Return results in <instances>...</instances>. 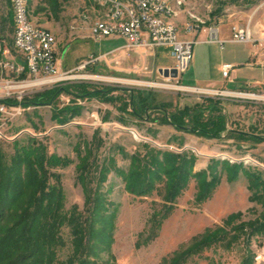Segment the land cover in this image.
<instances>
[{
	"label": "rangeland",
	"instance_id": "374dc122",
	"mask_svg": "<svg viewBox=\"0 0 264 264\" xmlns=\"http://www.w3.org/2000/svg\"><path fill=\"white\" fill-rule=\"evenodd\" d=\"M166 1L175 12L172 19L178 24L180 36L183 38L191 37L183 30L185 22L196 20L203 21L206 26L219 25L225 29L233 25H249L254 36L264 37V0ZM100 2L101 0H29V20L56 35L57 55L62 69L74 67L83 60L87 61L82 63H86L82 68L61 70L69 72L70 77L48 86H23L25 83L16 80L10 82L15 79V75L0 70V99L15 98L21 101L23 98H32L38 93L63 86L69 91L60 93L51 104L29 107L21 105L23 111L16 117L0 115V197L5 198L8 192L14 190L17 186L15 177H22L24 180L29 177L24 163L17 168L12 166V157L18 142L24 143L29 136H35L48 154L72 160L65 167H46L51 173L60 176L66 213L75 208L83 214L86 213L84 190L78 178L77 165L80 160L77 147L81 146V150L86 151L92 143L99 144V150L95 151L97 166L106 158L115 157L118 168L127 170L130 161L123 157L118 147L133 154L142 150V143H149L162 150L193 153L196 156L194 171L207 168L212 158H218L231 163L243 162L246 167L264 172V142L255 144L225 137L204 138L178 131L170 123H160L159 120L163 117L161 111L150 110L147 119H136L130 114V105L125 111L122 110V103H129V92L126 89L153 91L156 103L173 104L169 112L174 111L177 105L202 102L203 97H222L223 111L233 123L231 127L249 130L251 126H257L260 132H264V97L230 93L243 91L263 95L264 88H228L224 85L217 90L203 87L207 91L199 92L180 87L183 84L203 85L190 78L205 68L200 55L195 59L198 47L211 43L195 44L192 59L194 63L178 79L164 77L157 66V62L172 60L169 46L158 48L157 62L153 59L155 53L141 49L134 51L117 48L102 53L123 42L109 38L101 41L93 39L91 26L106 18L105 7ZM12 14L11 1L0 0V38L3 47L21 59V55L13 47ZM246 46L250 44L232 42L226 44L224 53L235 52ZM103 54L106 56L101 57ZM130 55L132 60L128 59ZM92 56L98 60L89 62ZM240 69L245 76H255L256 79L264 81V69L258 73L253 72V75L246 66ZM88 75H98L104 79H91L86 77ZM78 85L87 86L88 90H107L111 87L116 90L109 94L110 98L82 97L79 96ZM65 107H79L80 113L69 122L59 124L53 115L55 111ZM181 140L183 146L179 147ZM98 171L93 168V188L98 186L106 199L109 210L105 212V217L109 219L96 223V229L103 230L105 238L111 241L109 248L105 247L106 243L93 244L89 258L99 264H162L164 259L191 245L208 229L225 226V220L232 213L240 212V222H248L258 219L263 212L261 204L250 200L248 180L242 174L237 180L229 181L226 172H219L217 186L201 201L197 199V179L191 177L180 194L170 201L166 199V185L163 182H158L149 194L137 195L126 189L123 178L114 170L98 184ZM48 177H51L50 174ZM29 189L33 190L32 187ZM26 202L25 195L20 200L22 204L12 208L0 224V264H4L9 258H5V252L1 253L2 239H6L11 233V228L18 231L23 226L24 220L19 212ZM107 220L110 225H106ZM18 223L21 225L17 227ZM25 229L21 231L24 233ZM59 230L64 245L57 247L56 259L62 263L71 257L73 245L70 228L64 226ZM226 230L230 234L225 240L215 242L200 254L193 255L187 264H246L249 261V264H264V233L254 235L249 241L246 235L238 236L232 241L234 232L230 228Z\"/></svg>",
	"mask_w": 264,
	"mask_h": 264
},
{
	"label": "trees",
	"instance_id": "16d2710c",
	"mask_svg": "<svg viewBox=\"0 0 264 264\" xmlns=\"http://www.w3.org/2000/svg\"><path fill=\"white\" fill-rule=\"evenodd\" d=\"M86 87L84 85L77 86L79 96H108L107 98H110L109 94L116 90L113 87L107 90H88ZM126 90L129 92V103L123 102L122 110L125 111L130 105V114L136 119H147L150 110H158L163 112V117L159 120L160 123H170L178 131L209 139L225 137L255 144L264 142V132H260L257 126H251L249 130L230 126L233 123L223 111L224 100L222 97H203L202 102L177 105L174 107V111L169 112L173 104L156 103L153 91L149 89ZM63 91L69 92L67 87L63 86L38 93L32 98H23L21 101L15 98L0 99V101L10 105L20 104L24 107L47 105L53 103ZM79 113V107H65L55 111L53 118L59 124H65ZM17 145L12 157V166L17 168L24 163L27 166L26 172L29 177H26L25 180L22 177H15L14 182L17 186L13 191L8 192L5 198L4 196L0 197L2 199H0V224L12 208L22 204L20 200L26 195L27 202L19 212L21 219L24 220L21 229L23 231L25 226L26 229L23 233L21 229L15 231L14 228H11L9 230L11 233L6 236V239H2L1 253L5 252L6 259L9 257L4 264H99L90 260L89 255L96 242L106 243V248L110 246L111 241L108 240L109 238H105L104 231L96 229V223L102 222L103 219H109V217H105V212H108L109 208L106 199L99 191L100 188L98 186L93 188V168L99 170L96 176L98 184H101L114 170L123 178L126 189L137 195H147L158 182H163L166 185V199L170 201L180 194L191 177L197 179V199L200 201L208 197L217 186L219 172H226L229 181L237 180L241 174L247 178L248 188L251 191L250 200L263 207L260 217L254 221L240 222L242 214L240 212L232 213L225 220V226L208 229L191 245L164 259L162 264H187L193 255L200 254L215 242L225 240L230 234L226 228H230L234 232L232 239L230 238L232 241L241 235L249 237V241L254 235L264 233V172L257 168L246 167L243 162L231 163L229 160L212 158L207 168L194 171L196 156L193 153L162 150L149 143H142V150L133 154L118 147L123 157L130 161L128 169L124 170L118 168L115 157H108L97 166L95 151L99 150V144L92 143L86 148V151H82L79 146L77 153L80 162L77 165V170L79 181L84 190L86 213L83 214L77 208L66 213L63 207L64 199L60 176L51 173L46 167H65L71 164L72 160L61 158L56 154H48L47 149L35 136H29L24 143L18 142ZM182 146L181 140L179 147ZM49 174L51 177H48ZM30 187L33 190L29 189ZM105 223L110 225L109 220ZM64 226H68L71 230L73 253L67 261L59 263L56 259V251L58 246L64 245V241L59 236V229ZM27 234H29L28 238ZM249 263L250 261L246 262V264Z\"/></svg>",
	"mask_w": 264,
	"mask_h": 264
},
{
	"label": "built area",
	"instance_id": "2783aa9c",
	"mask_svg": "<svg viewBox=\"0 0 264 264\" xmlns=\"http://www.w3.org/2000/svg\"><path fill=\"white\" fill-rule=\"evenodd\" d=\"M10 1L13 12V47L21 55V59L4 48L0 38V70L15 75V79L10 82L33 83V86H48L61 82L69 76V72L60 70L56 35L45 27L29 24L27 13L22 10V1L25 0ZM100 3L105 7V11H108V19L102 23H93L91 26L93 39L101 41L108 37H121L125 40V49L134 51L141 49L152 53H155L157 47L169 46L178 71L177 78L168 77L169 79H178L189 69L195 44L207 42L223 45L225 42L220 39L219 25L206 26L201 20L185 22L183 30L191 37H181L176 22L164 23V19H156V11H165L166 16H174L172 6L166 0H101ZM201 34H204L205 38H200ZM226 41L250 44L264 49V37L254 36L249 25H233L231 36ZM104 56L106 54L101 57ZM94 60L98 59L92 56L89 62ZM234 70L235 66L232 64L223 65V77L230 82L233 81ZM19 78L22 80H17ZM39 81L43 83L36 84ZM180 87L187 89L191 86L183 84ZM230 93L264 97V94L256 95L243 91ZM0 109L1 116L9 118L16 117L23 111L20 104L10 105L1 101Z\"/></svg>",
	"mask_w": 264,
	"mask_h": 264
},
{
	"label": "crops",
	"instance_id": "0c3cea01",
	"mask_svg": "<svg viewBox=\"0 0 264 264\" xmlns=\"http://www.w3.org/2000/svg\"><path fill=\"white\" fill-rule=\"evenodd\" d=\"M104 18H105V15H104ZM230 36H231V27L225 29L223 26H220V39L225 40L223 45L219 43H211L201 48L198 47L197 53H195V59H197L198 55H200L201 61H203V66L205 68L204 70L199 71L198 74L192 75L190 79L192 81L203 83V85L202 84L201 85L184 84V85L191 86V87L196 86L198 88L210 87L216 90L221 89L224 85H227L228 88H250V87H253L255 89L264 88V81L256 79L255 76L247 77L245 76V73H242L240 69V67L246 66L250 69V71L252 72V75H253V72L258 73L259 70H263L264 69V49L250 45V46L244 47L241 50L237 49L235 50V52H228L225 54L224 51H225L226 44L232 43L230 41H226L227 39L230 38ZM199 37L205 38V35L201 34ZM108 38L110 40L121 41L123 43L108 50L107 52H102V53H108L117 48L121 50L122 49L125 50L124 48L125 40L124 39H122L121 37H108ZM200 43L203 44L207 42H200ZM200 43H197V44H200ZM233 43H236V42H233ZM160 47H166V46H160ZM160 47H157V49L155 50V56L153 59H155L156 62L158 61V48ZM193 50H195V45L193 47ZM128 59L132 60L133 57L130 55ZM86 61L87 60H83V61H80L74 67L62 69L61 60L59 58V67H60V70L71 71V70H74L80 67L82 63ZM175 64L176 62L173 57L171 61H165L164 63L157 62V66L159 67V69L165 68V67H175ZM226 64H232L235 66V70L234 72H232V76L234 78H233V81L231 82L228 81L226 78H224L222 75V67L223 65H226Z\"/></svg>",
	"mask_w": 264,
	"mask_h": 264
},
{
	"label": "bare ground",
	"instance_id": "6f19581e",
	"mask_svg": "<svg viewBox=\"0 0 264 264\" xmlns=\"http://www.w3.org/2000/svg\"><path fill=\"white\" fill-rule=\"evenodd\" d=\"M28 2H29V0H25V1H22V10H24V11H26V13H27V18H28V8H27V6H28ZM174 10L172 9V15H174ZM105 16H106V18L104 19V20H101V21H97V22H95V23H102V22H105V20H107L108 19V11H106L105 12ZM172 17L173 16H166V12L165 11H156V19H164V23H174V21H173V19H172ZM29 24L30 25H34L30 20H29ZM51 33V32H50ZM70 76H68V77H65V78H69ZM86 77H89V78H91V79H99V78H103L104 79V77H100V76H98V75H88V76H86ZM43 83V81H39V82H37L36 84H42ZM33 83H25V85H23V86H30V85H32ZM183 88V87H182ZM186 89V88H185ZM187 89H189V90H194V91H207V89H204V88H198V87H188ZM0 115H1V109H0Z\"/></svg>",
	"mask_w": 264,
	"mask_h": 264
},
{
	"label": "water",
	"instance_id": "95a60500",
	"mask_svg": "<svg viewBox=\"0 0 264 264\" xmlns=\"http://www.w3.org/2000/svg\"><path fill=\"white\" fill-rule=\"evenodd\" d=\"M159 73L163 75L164 77H170V78L178 77V71L175 67L160 68Z\"/></svg>",
	"mask_w": 264,
	"mask_h": 264
}]
</instances>
